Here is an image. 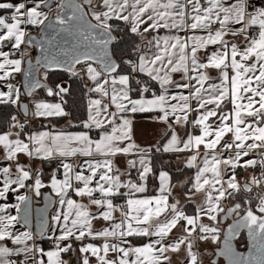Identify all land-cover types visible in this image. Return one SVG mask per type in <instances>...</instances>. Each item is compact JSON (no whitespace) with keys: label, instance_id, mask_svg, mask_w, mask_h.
<instances>
[{"label":"crops","instance_id":"1","mask_svg":"<svg viewBox=\"0 0 264 264\" xmlns=\"http://www.w3.org/2000/svg\"><path fill=\"white\" fill-rule=\"evenodd\" d=\"M48 2L0 0V104L18 110L0 133V264H224L212 263L221 217L264 160V13L249 0H94L96 23L141 37L133 68L158 90L133 98L129 75L84 63L87 120L74 130L51 121L63 98L22 95L30 49L10 55L59 7ZM159 155L192 173H152ZM46 194L54 207L38 237L17 217L28 195Z\"/></svg>","mask_w":264,"mask_h":264},{"label":"water","instance_id":"2","mask_svg":"<svg viewBox=\"0 0 264 264\" xmlns=\"http://www.w3.org/2000/svg\"><path fill=\"white\" fill-rule=\"evenodd\" d=\"M94 0H61L59 7L40 26L37 33L28 35L25 45L34 50L33 57L26 58L22 71V95L31 98L39 89L51 95L52 91L42 73L63 72L78 74L79 67L87 62L99 65L105 74L117 71L118 63L112 55L115 35L109 27L96 23L89 14ZM54 0H49L47 7ZM21 112L29 116L27 102L21 103ZM249 186L245 185V190ZM42 200V201H41ZM41 200L28 195L19 211V220L29 230L41 237L49 228L50 213L54 207V199L44 195ZM239 205L228 208L221 217L226 224L222 234L220 247L215 251L214 261L224 264H264V214L258 215L246 210L238 218ZM245 233L247 248H237L236 241Z\"/></svg>","mask_w":264,"mask_h":264},{"label":"trees","instance_id":"3","mask_svg":"<svg viewBox=\"0 0 264 264\" xmlns=\"http://www.w3.org/2000/svg\"><path fill=\"white\" fill-rule=\"evenodd\" d=\"M109 29L115 35V41L112 46V55L116 62L118 63V69L115 73L127 74L130 76V88H131V96L133 98H139L142 96L151 95L150 92H157L158 87L155 81L151 80L145 75L137 74L135 69L136 61L139 56L138 46L140 43V36L134 33H131L125 25L116 20H112L110 22ZM30 57L35 55V51L30 49ZM99 67V65H98ZM46 84L49 85L52 94L49 95L46 93L44 89H39L36 91L33 96H38L40 98H50V99H58L63 98L64 100V110L66 114L62 117L51 119L52 122L56 124H61V122L67 121L68 119L72 123L71 129L79 130L84 126V122L87 120V109H86V99L89 94L87 83H85V79L83 77L82 71L78 74H70L63 72H50L46 73ZM66 82L67 91L62 93L59 91V86L61 83ZM143 88L146 91L143 93ZM32 96V97H33ZM16 107L12 104H0V133L8 131L11 127V124L15 121V116L18 113ZM166 137H163L160 140V144L165 140ZM175 156H167V155H159L153 159V171L152 173H157V171L161 169H167L171 173L172 181L176 182L178 180H182L186 175L191 174V169H182L178 172V170L173 166L168 167L166 162L168 160H172ZM166 161V162H164ZM51 165V164H50ZM44 166L46 174L44 177H47L48 172L51 170V166ZM192 178V176H191ZM191 178L187 183V186L191 184ZM246 193L245 186L241 187L239 193L237 192V202L233 204V206L239 205L241 208V212L246 210L244 204V195ZM235 199V201H236ZM185 208H192L194 211V206L191 203H188ZM140 240L135 239L134 242L139 243ZM237 248L242 251H245L247 248V238L245 233L241 234V236L236 241Z\"/></svg>","mask_w":264,"mask_h":264},{"label":"built area","instance_id":"4","mask_svg":"<svg viewBox=\"0 0 264 264\" xmlns=\"http://www.w3.org/2000/svg\"><path fill=\"white\" fill-rule=\"evenodd\" d=\"M55 4L57 3V0H55ZM53 3V4H54ZM249 3L251 4V7H253V10L264 13V0H249ZM14 16L12 14L6 15L5 19L7 22L13 21ZM253 35H258L259 31L255 30L252 33ZM29 49L23 45L22 48H13L10 49V55L17 56L24 58L27 54V51ZM61 103L64 104V100H61ZM264 156V147L260 150V154ZM59 171L55 170L54 174H58ZM243 184H246V186H249V189L246 190V193L244 195V204L246 209H249L253 212H255L258 215L264 214V160L257 161L255 165L251 168V170L248 172L246 178L244 181H242ZM122 208L126 209L129 207L128 204L123 203Z\"/></svg>","mask_w":264,"mask_h":264},{"label":"rangeland","instance_id":"5","mask_svg":"<svg viewBox=\"0 0 264 264\" xmlns=\"http://www.w3.org/2000/svg\"><path fill=\"white\" fill-rule=\"evenodd\" d=\"M61 2V0H57V3H60ZM46 76H47V74L46 73H42V78L45 80L46 79Z\"/></svg>","mask_w":264,"mask_h":264},{"label":"snow or ice","instance_id":"6","mask_svg":"<svg viewBox=\"0 0 264 264\" xmlns=\"http://www.w3.org/2000/svg\"><path fill=\"white\" fill-rule=\"evenodd\" d=\"M143 115H145V118H147V119H150L151 117H150V114H143Z\"/></svg>","mask_w":264,"mask_h":264},{"label":"flooded vegetation","instance_id":"7","mask_svg":"<svg viewBox=\"0 0 264 264\" xmlns=\"http://www.w3.org/2000/svg\"><path fill=\"white\" fill-rule=\"evenodd\" d=\"M245 212H246V211L242 212V214L245 213Z\"/></svg>","mask_w":264,"mask_h":264}]
</instances>
